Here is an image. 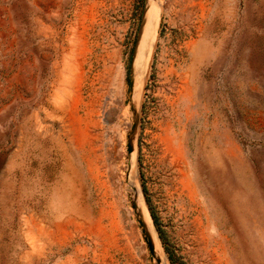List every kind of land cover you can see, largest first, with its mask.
I'll list each match as a JSON object with an SVG mask.
<instances>
[{"label":"rangeland","instance_id":"obj_1","mask_svg":"<svg viewBox=\"0 0 264 264\" xmlns=\"http://www.w3.org/2000/svg\"><path fill=\"white\" fill-rule=\"evenodd\" d=\"M147 1L0 0V264H154L138 188L170 264H264V0H152L134 106Z\"/></svg>","mask_w":264,"mask_h":264},{"label":"bare ground","instance_id":"obj_2","mask_svg":"<svg viewBox=\"0 0 264 264\" xmlns=\"http://www.w3.org/2000/svg\"><path fill=\"white\" fill-rule=\"evenodd\" d=\"M160 13H161V9L159 5L152 0H148L142 17L138 37L136 40V46L133 53V60L131 63V77H132L131 93L133 96L134 106H136L137 99H140L138 97L140 96L144 86V82H145L144 75L148 65V60L153 50ZM127 158H128L127 168L129 170L127 182H130L132 184L134 183L136 185L137 168L135 165L136 162L134 163L133 161L132 152L128 153ZM139 189L140 188L136 189V192H134V196L132 197V200L134 201L136 207L135 209L131 210V212L134 213L135 217L138 220L142 221L143 229L146 233V237L151 241L153 245V252L151 254L153 255L155 260L154 264H170L168 257L162 246L161 240L157 234V230L151 220L147 208V204L143 199V197L141 196L140 192L138 191ZM118 214H120L119 211L117 213L116 211H114L115 216H117ZM123 229L125 236H127V238L133 244H135L137 247L140 248L147 247L146 243L143 244L139 240L140 231H141V227L139 225L136 226L135 222L129 220L124 224Z\"/></svg>","mask_w":264,"mask_h":264},{"label":"water","instance_id":"obj_3","mask_svg":"<svg viewBox=\"0 0 264 264\" xmlns=\"http://www.w3.org/2000/svg\"><path fill=\"white\" fill-rule=\"evenodd\" d=\"M145 7H146V5H145ZM144 11H145V8H144ZM143 14H144V12H143ZM133 53H134V51H133ZM131 85H132V77H131ZM137 125H138V117L135 116V118L133 120V123L131 124L130 131L128 133V142H127V151H128V153H131L133 151V140H134L135 131L137 129ZM132 205H133V207H135V204H134L133 201H132ZM138 222H139L140 225H142V222L140 220H138ZM144 238H145V240L147 242V246H148L150 252L152 253L153 252V245H152L151 241L146 236Z\"/></svg>","mask_w":264,"mask_h":264}]
</instances>
